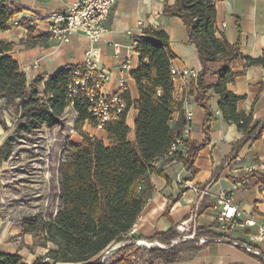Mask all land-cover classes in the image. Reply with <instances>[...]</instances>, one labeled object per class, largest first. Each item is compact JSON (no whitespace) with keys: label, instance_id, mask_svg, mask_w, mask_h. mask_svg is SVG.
<instances>
[{"label":"trees","instance_id":"16d2710c","mask_svg":"<svg viewBox=\"0 0 264 264\" xmlns=\"http://www.w3.org/2000/svg\"><path fill=\"white\" fill-rule=\"evenodd\" d=\"M21 11L16 5L8 7L0 2V31H7L11 20ZM164 15L183 22L202 64L195 91L191 93L205 110L206 139L202 143L188 139L186 156L176 154L168 160L183 161L193 178L197 173L195 162L210 142L211 91L220 97L218 108L223 118L245 136L236 145L237 149L260 140L264 122L254 124L252 113L238 112L243 98L228 89L236 79L233 67L241 55V42L230 44L225 37L217 36L215 1L176 0L173 6L165 4ZM28 32L31 35L33 29L29 28ZM137 42L141 59L132 78L137 84L139 99L132 101L127 94L128 110L118 121L106 125L109 145L86 132L81 133L82 142L71 144V156L61 167L63 207L53 221L40 227L45 234L41 246L52 243L55 248L31 264H176L183 253L197 252L204 246L197 244L199 238H225L200 228L195 232L196 240L173 244L182 236L171 229L157 233L151 240L169 246L166 249L128 244L103 262L104 252L113 245L135 241L130 232L155 190L150 177L157 175L169 181L163 165L157 162L168 155L187 126L184 112H180L176 125L172 126L179 105L174 98L171 68L175 55L168 34L145 28ZM13 50V44L0 41V100L14 108L19 116L18 133L32 134L59 126L68 110L75 113L79 128L86 123L96 126L86 95L81 92L73 98L69 93L70 78L76 67L63 69L48 79L38 75L29 82L12 57ZM250 64L264 65V56L250 60ZM132 107L138 111L134 130L127 125ZM5 151L3 159L12 151L8 143L0 153ZM259 181L264 184V175ZM0 264L26 263L19 253L0 252Z\"/></svg>","mask_w":264,"mask_h":264},{"label":"crops","instance_id":"0c3cea01","mask_svg":"<svg viewBox=\"0 0 264 264\" xmlns=\"http://www.w3.org/2000/svg\"><path fill=\"white\" fill-rule=\"evenodd\" d=\"M79 1L0 0L8 7L16 5L22 9L11 20L10 28L0 31V41L14 45L12 57L19 63L29 82L38 75L48 79L63 69L81 66L88 61V54L94 53L98 59L95 61L91 57V60L96 62L97 69L105 70L111 76L100 90L101 94H114L124 82L128 95L135 101L139 99V91L132 73L140 65L141 55L133 43L145 28L168 34L175 55L174 67L201 72L198 51L190 42L187 28L179 18L164 15L165 4L173 6L176 0H118L105 24L107 32L101 41L92 43L85 36L75 35L68 43H61L51 33L56 26L51 17L65 13ZM214 1L217 36L225 37L230 44L238 40L241 42V55L233 67L236 79L228 85V89L243 98L238 104V112L252 113L254 124L263 123L264 65H251L250 60L264 56V0ZM29 28L33 29L31 35ZM114 44L121 45L119 55L115 53ZM125 64L129 66L128 70L124 69ZM174 87L175 101L179 106L172 126L176 125L180 112L188 110L192 113L190 140L204 142L205 110L197 104L195 94L186 92L181 81H175ZM209 96V105L213 110L212 130L209 144L195 162L196 175L191 178L184 165L174 162L163 165L169 181L152 175L150 182L155 190L130 236L135 239L134 242L152 243L157 233L175 229L181 238L190 236L187 240H196V237H192L193 231L200 228L224 235L216 222L220 212L218 197L224 192L231 193L241 211L235 229L222 241L209 237L211 240L204 246L199 245L203 246L199 251L183 253L176 264H264V241L254 240L258 235V226L264 222V184L259 181L264 172L249 171L254 166L264 167V134L255 143L237 149L236 145L243 140L244 134L223 118L218 108L220 97L213 91ZM137 116L138 111L132 107L127 117V125L132 130ZM84 130L106 145L110 144L105 130H97L89 123L84 124ZM251 219L255 220L256 226L245 225ZM180 226L185 232L179 229ZM7 234L0 233V252L16 253L6 247ZM246 247L259 251L261 255L255 256Z\"/></svg>","mask_w":264,"mask_h":264},{"label":"rangeland","instance_id":"374dc122","mask_svg":"<svg viewBox=\"0 0 264 264\" xmlns=\"http://www.w3.org/2000/svg\"><path fill=\"white\" fill-rule=\"evenodd\" d=\"M19 122L15 109L0 100V150L6 143L12 147L5 159L6 151L0 153V233L7 232L6 247L31 264L55 248L52 243L41 246L45 234L40 227L63 207L61 167L71 156V144L83 141L85 130L77 126L72 110L61 125L32 134L18 133Z\"/></svg>","mask_w":264,"mask_h":264},{"label":"built area","instance_id":"2783aa9c","mask_svg":"<svg viewBox=\"0 0 264 264\" xmlns=\"http://www.w3.org/2000/svg\"><path fill=\"white\" fill-rule=\"evenodd\" d=\"M117 2L118 0H80L69 7L65 13L54 14L51 17L56 25L51 30V33L55 38L59 39L61 43H68L75 35L85 36L92 43H98L107 32L105 24L111 17ZM133 47H138L137 39L134 41ZM114 48L116 55H119L121 45L114 44ZM88 56V61L85 64L74 69L70 78L69 93L73 98L77 97L81 92L86 95L91 104L89 112L96 121L95 128L103 131L107 124L118 121L128 110V88L127 85L122 82L114 94L102 95L100 90L110 81L111 76L107 71H100L97 69L95 64V61L98 59L97 55L90 53ZM91 57L94 58V62L91 60ZM128 68L129 66L125 64L124 69L128 70ZM171 73L174 82L181 81L186 92L191 93L195 91L193 88L198 83V71L188 69L178 70L172 65ZM184 116L187 126L183 135L175 140L168 155L164 159L158 161L157 165H163L176 154H181L183 157L186 156L188 151L186 141L190 139V134L192 133V113L185 110ZM171 162L183 165V161L181 160H172ZM260 170L264 172V167L254 166L249 168L250 172ZM196 191L198 190L196 189ZM203 196L204 194L202 193L201 197ZM218 205L220 212L216 216V221L220 223L221 229L224 230L223 233L225 238L223 239H227L228 233L235 229L238 218L241 216V211L231 193H222L218 197ZM245 225L248 227L256 226V222L254 219L247 220ZM182 226H180L179 229L185 232ZM195 232L196 229H194L192 237H195ZM189 237L190 236L180 238L174 241L173 244L183 242ZM209 240H211L209 237H201L197 240V244L204 245ZM254 240L257 242L264 241V222L258 226V235L254 237ZM217 241H222V239H218ZM155 246L164 249L169 247L160 243H155L151 246L148 244L144 248L150 249ZM246 250L253 253L255 256L261 255L259 251L250 247H246ZM132 259H134V256H132Z\"/></svg>","mask_w":264,"mask_h":264},{"label":"water","instance_id":"95a60500","mask_svg":"<svg viewBox=\"0 0 264 264\" xmlns=\"http://www.w3.org/2000/svg\"><path fill=\"white\" fill-rule=\"evenodd\" d=\"M147 244H149L150 246L155 244V243H149V242H146ZM128 244H136L140 247H146V245H143L140 241L139 242H125V243H120L114 247H112L111 249H109L107 251V253L104 254L103 256V262L110 256L114 255L119 249H121L122 247L128 245ZM27 264V263H26ZM55 264H60V263H55Z\"/></svg>","mask_w":264,"mask_h":264},{"label":"bare ground","instance_id":"6f19581e","mask_svg":"<svg viewBox=\"0 0 264 264\" xmlns=\"http://www.w3.org/2000/svg\"><path fill=\"white\" fill-rule=\"evenodd\" d=\"M143 245H148L146 242H141Z\"/></svg>","mask_w":264,"mask_h":264}]
</instances>
